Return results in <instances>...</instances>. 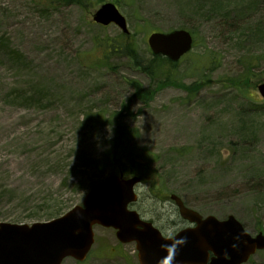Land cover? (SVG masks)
Instances as JSON below:
<instances>
[{"label": "rangeland", "instance_id": "rangeland-1", "mask_svg": "<svg viewBox=\"0 0 264 264\" xmlns=\"http://www.w3.org/2000/svg\"><path fill=\"white\" fill-rule=\"evenodd\" d=\"M77 2L0 0V224L60 218L123 174L142 178L132 209L165 236L187 226L171 194L264 234V0ZM108 2L128 21L130 57L99 46L122 34L91 22ZM174 30L195 47L152 78L136 62L155 57L150 34ZM95 238L86 261L63 264H139L114 229Z\"/></svg>", "mask_w": 264, "mask_h": 264}, {"label": "water", "instance_id": "water-1", "mask_svg": "<svg viewBox=\"0 0 264 264\" xmlns=\"http://www.w3.org/2000/svg\"><path fill=\"white\" fill-rule=\"evenodd\" d=\"M94 23L118 26L129 34L127 19L113 3L102 5L94 14ZM154 55L179 62L194 45L193 36L185 30L153 33L148 39ZM264 99V84L258 87ZM139 177L125 179L110 176L96 184L77 206L64 216L33 225L0 224V264H62L67 258L84 261L95 244L94 227L117 231L120 242L137 243L140 264H245L257 251L264 250V235L246 232L234 217L219 220L204 218L188 208L177 195L170 200L182 219L196 227L165 238L152 223L130 210L138 201L135 191Z\"/></svg>", "mask_w": 264, "mask_h": 264}, {"label": "trees", "instance_id": "trees-1", "mask_svg": "<svg viewBox=\"0 0 264 264\" xmlns=\"http://www.w3.org/2000/svg\"><path fill=\"white\" fill-rule=\"evenodd\" d=\"M69 3H81L77 2V0H68ZM81 1V0H80ZM61 2L62 1H58ZM129 39L124 34H121L117 39H106L99 43V46L103 47L104 49V56L106 57H114V56H123V57H130L133 54L132 45L129 42ZM107 59V58H106ZM162 62H165L167 65L171 67H175L176 64H173L166 58L161 56H155L151 62L147 65H143L140 60H137V66L141 67L150 77L156 78L158 74L163 70L162 69ZM167 77H173V74H167ZM172 79V78H168ZM175 79V77H174ZM175 82V80H173ZM143 155L140 154V157Z\"/></svg>", "mask_w": 264, "mask_h": 264}, {"label": "flooded vegetation", "instance_id": "flooded-vegetation-1", "mask_svg": "<svg viewBox=\"0 0 264 264\" xmlns=\"http://www.w3.org/2000/svg\"><path fill=\"white\" fill-rule=\"evenodd\" d=\"M184 223H187V222L184 221ZM191 226H192L191 224L187 223V226L184 227L183 229H186V228L191 227ZM180 231H181V230H180ZM162 233H163V232H162ZM163 235H164V234H163ZM174 235H175V234H174ZM164 236H165V235H164ZM166 237H168V236L166 235ZM128 244H135V245H137L135 242H134V243H126V244H123V245H128ZM136 250H137V249H136ZM212 258H213V254L210 255V258H209L208 264L211 263ZM138 263H139V261H138Z\"/></svg>", "mask_w": 264, "mask_h": 264}]
</instances>
